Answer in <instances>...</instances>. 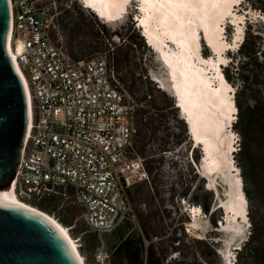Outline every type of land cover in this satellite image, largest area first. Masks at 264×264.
Listing matches in <instances>:
<instances>
[{
	"label": "rangeland",
	"instance_id": "1",
	"mask_svg": "<svg viewBox=\"0 0 264 264\" xmlns=\"http://www.w3.org/2000/svg\"><path fill=\"white\" fill-rule=\"evenodd\" d=\"M238 1L232 6V12L227 14L225 22L221 23L222 41L229 45L222 53L226 61L222 62L220 69L235 90L238 110L234 119L238 118V122L235 128L232 126V130L228 129L235 143L230 158L235 165L232 172L235 173L238 168L244 183L248 219L242 244L239 245L238 241L227 250L224 239L228 235L224 234L223 229L227 226L228 212L223 202L228 200L229 185L224 180L225 175L205 172L203 159L207 156L206 142L191 138L187 120L179 112L174 94L158 87L154 80V77H160L168 84V77L154 53L156 51L146 42L141 28L134 22L139 0L128 3L124 20L106 24L92 10L82 7L80 0H38V5L53 17L52 30L57 43L69 52L72 49L73 54L70 53L75 57L89 58L107 50L113 58L119 54L128 55L131 73L136 80L135 87L130 86V81L123 79V82L136 102L139 120L144 122L135 139L134 152L148 157L145 167L149 180H131L129 189L136 220L130 226L123 222L100 237L88 228L82 217L83 207L72 197L58 195L42 201L43 210L68 225L72 235L78 237L80 251L88 263L113 264L111 257L105 261L97 260L99 243L103 240L111 250L133 226L144 232L146 245H154L162 264H264V133L250 140L248 152L244 154L243 138L238 130L241 108L252 107L255 103L252 98L254 91L252 88L245 89L242 79L245 53L257 50L259 61L264 63V0ZM234 15L237 19L241 18L238 23L234 22ZM36 16L44 18L40 13ZM238 25L244 28V38L239 44L231 45ZM92 31L97 36H92ZM199 40L201 57L217 59V54L212 46L209 47L202 33ZM99 42H105L106 46ZM229 62L232 65L230 81L225 74ZM124 73L121 72L122 76ZM261 87L264 97V84ZM152 104L161 109L152 108ZM243 162L249 164L248 169L243 168ZM148 166L155 168L150 172ZM245 174H248V178ZM188 204L191 207L194 205L190 209L198 206L203 209L204 205H209L207 214L204 211L200 213L204 230L191 229V210L186 209L189 208ZM235 223L243 225L244 221L238 216L232 221V224ZM148 235L150 241L146 239ZM249 236L251 240L246 247L239 253L233 250L242 246ZM227 251L231 252V261L225 257Z\"/></svg>",
	"mask_w": 264,
	"mask_h": 264
},
{
	"label": "built area",
	"instance_id": "2",
	"mask_svg": "<svg viewBox=\"0 0 264 264\" xmlns=\"http://www.w3.org/2000/svg\"><path fill=\"white\" fill-rule=\"evenodd\" d=\"M9 1L7 49L32 110L11 184L14 197L40 209L43 200L72 197L83 207L88 228L100 237L125 218L135 221L128 189L131 180H149L148 157L134 152L136 102L110 51L75 58L57 43L53 17L38 0ZM96 258H110L103 240Z\"/></svg>",
	"mask_w": 264,
	"mask_h": 264
},
{
	"label": "bare ground",
	"instance_id": "3",
	"mask_svg": "<svg viewBox=\"0 0 264 264\" xmlns=\"http://www.w3.org/2000/svg\"><path fill=\"white\" fill-rule=\"evenodd\" d=\"M80 1L87 7H92L102 19L106 18V21L111 23L124 20L123 14L131 2V0ZM237 2L239 1L191 0L188 3H168L166 0H139L141 12L136 16L139 22L137 25L146 34L148 44L156 51L154 53L157 54L159 64L168 77V84L160 77H154V80L162 89L174 94L179 112L187 120L191 138L198 142L203 139L206 142L207 156L203 159L205 172L225 175L224 180L229 185L228 200L223 202L228 212L227 226L223 225L224 234L228 235L224 239L227 250L238 241L239 245L242 244L248 219V199L242 177L238 168L235 169V173L232 172L235 165L232 164L230 152L233 149L234 138L231 133L224 132V128L231 124L238 110L234 98L235 90L224 80L225 76L220 70V63L226 61L222 53L229 45L222 41L221 23L225 22L227 14L232 12V6ZM239 19L234 15V22L238 23ZM200 31L217 54L218 57L215 59L217 63L214 59L201 57ZM243 38L244 28L238 25L231 45L239 44ZM17 48L18 51L21 50L20 45ZM230 90H233V93L229 94ZM28 100L30 121L32 110L29 95ZM4 198L19 202L13 195L11 185L7 186ZM35 209L48 216L65 235L82 264H91L85 260L80 251V244L68 225H64L56 216L43 209ZM190 210L191 229L204 230L200 215L201 207ZM238 216L243 219V225L232 224ZM230 254V251L225 253L227 261H231Z\"/></svg>",
	"mask_w": 264,
	"mask_h": 264
},
{
	"label": "water",
	"instance_id": "4",
	"mask_svg": "<svg viewBox=\"0 0 264 264\" xmlns=\"http://www.w3.org/2000/svg\"><path fill=\"white\" fill-rule=\"evenodd\" d=\"M9 0H0V264H82L44 213L4 198L29 127L27 86L11 58Z\"/></svg>",
	"mask_w": 264,
	"mask_h": 264
},
{
	"label": "trees",
	"instance_id": "5",
	"mask_svg": "<svg viewBox=\"0 0 264 264\" xmlns=\"http://www.w3.org/2000/svg\"><path fill=\"white\" fill-rule=\"evenodd\" d=\"M91 34L92 36H97L93 31L91 32ZM99 43L103 46H106L105 42H99ZM243 43L237 49L238 51L241 50ZM70 52L73 54L72 49L70 50ZM257 53L258 51L255 49L245 53L246 60L242 64L243 71H244L242 74V79L244 81V88L245 89L252 88V90L255 93L254 96L252 97L255 103L252 105V107L248 106V107L241 108V116L239 118V123H238V130L240 131L242 138H243L242 150L244 154L248 152V149L250 147L248 146V143L250 142V140L253 137L259 136L264 133V127H263L264 126V100H263L264 97L262 95V87H261V84H264V63L259 61ZM114 64H115L117 72L119 73L121 81L123 82V79L130 81V86L134 88L136 80L134 78V74L131 73L128 55L119 54L115 56ZM231 67H232L231 62H229V64L225 68V74L229 81H230L229 70ZM122 71H125L123 76L121 74ZM139 107L143 108L144 106H139ZM151 107L156 108V109H161L160 107H157L155 104H152ZM237 122H238V118L236 122L234 123V128H235V125H237ZM137 125H138V133H137L138 135L140 132L141 126L144 125L143 120H139L138 118V112H137ZM242 166L246 170L248 169L249 164H246L243 162ZM154 168H155L154 166H148V169L150 172ZM245 175L248 178V174H245ZM128 192H129V196H131L130 189H128ZM202 208H203L204 213L207 214L209 210V205H204V207ZM132 221L134 220H132L130 217L125 218L117 227H119L123 222L125 225L130 226ZM128 230H129L128 233L125 234L121 238V240L116 245H114L113 248L110 250V257L112 259V263L113 264H162V260L156 254V251L154 250V245L152 243H150L149 245L145 244V240L143 236L144 232H140L137 229V227H133V226H132V229H128ZM252 234L253 233L251 232L250 235ZM75 238H78V237H75ZM146 239L149 241L151 240L149 235ZM194 239H197V238H194ZM197 240H204V239L199 238ZM250 240H251V236L248 237V239L242 245L241 249H238V253L249 244ZM144 254H146V258H144Z\"/></svg>",
	"mask_w": 264,
	"mask_h": 264
},
{
	"label": "snow or ice",
	"instance_id": "6",
	"mask_svg": "<svg viewBox=\"0 0 264 264\" xmlns=\"http://www.w3.org/2000/svg\"><path fill=\"white\" fill-rule=\"evenodd\" d=\"M166 2L168 3H175V2L188 3V2H191V0H166Z\"/></svg>",
	"mask_w": 264,
	"mask_h": 264
}]
</instances>
